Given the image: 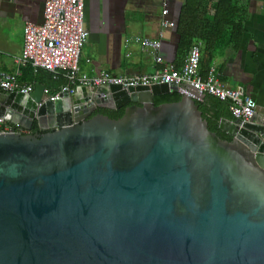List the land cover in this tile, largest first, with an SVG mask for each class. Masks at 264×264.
Listing matches in <instances>:
<instances>
[{
	"label": "water",
	"instance_id": "obj_1",
	"mask_svg": "<svg viewBox=\"0 0 264 264\" xmlns=\"http://www.w3.org/2000/svg\"><path fill=\"white\" fill-rule=\"evenodd\" d=\"M96 89L2 98L0 264H264V124L226 141L190 98L153 105L175 85Z\"/></svg>",
	"mask_w": 264,
	"mask_h": 264
},
{
	"label": "crops",
	"instance_id": "obj_2",
	"mask_svg": "<svg viewBox=\"0 0 264 264\" xmlns=\"http://www.w3.org/2000/svg\"><path fill=\"white\" fill-rule=\"evenodd\" d=\"M216 1L200 0L185 6L187 0H83L88 36L78 61L80 73L87 76L101 71L114 76L152 74L159 66L143 46L144 40L158 42L163 62L179 69L189 49L179 47L177 27L182 18L185 26L188 24L196 30L190 44L200 48L201 77L205 78L212 69L222 85L242 87L256 103L252 119L264 124V0H231L233 20L242 27L237 42L205 46L197 37V29L211 24ZM43 4L44 0H0V71L14 74L19 85H32L33 90L36 85H42L45 99L61 92L66 85L64 77L53 79L49 72H34L29 65L15 62L22 52L23 28L26 23H42ZM163 10L167 11L164 17ZM185 10L187 14L181 16ZM163 18L174 26L161 29ZM80 93L82 89L73 95ZM7 94L0 88V102ZM209 101L205 97L202 105L208 108Z\"/></svg>",
	"mask_w": 264,
	"mask_h": 264
},
{
	"label": "built area",
	"instance_id": "obj_3",
	"mask_svg": "<svg viewBox=\"0 0 264 264\" xmlns=\"http://www.w3.org/2000/svg\"><path fill=\"white\" fill-rule=\"evenodd\" d=\"M167 11H162V16ZM174 23L166 19L160 22L161 29L171 28ZM88 32L84 27L83 0H44L42 23H26L23 28V46L20 57L15 62L29 65L34 72L43 70L51 73L53 79L62 75L66 85L61 92L69 95L78 89L93 91L99 87L117 86L122 90L150 87L155 84L175 85L177 94L195 102H202L206 96L228 102V110L233 119L247 122L256 111L255 101L238 86L229 88L219 83L210 69L205 78L199 74L200 48L191 45L182 66L177 69L163 62L156 41L142 42L159 69L150 75L114 76L106 71L87 76L80 73L78 61ZM63 72V74H61ZM0 88L6 93L27 95L33 91L32 85H19L16 76L0 71ZM46 90L43 91V95ZM46 96L45 100L55 101L59 94ZM13 131L9 123L0 116V132Z\"/></svg>",
	"mask_w": 264,
	"mask_h": 264
},
{
	"label": "trees",
	"instance_id": "obj_4",
	"mask_svg": "<svg viewBox=\"0 0 264 264\" xmlns=\"http://www.w3.org/2000/svg\"><path fill=\"white\" fill-rule=\"evenodd\" d=\"M200 0H187L185 6H190L192 4H197ZM234 4L231 0H217L214 6V15L211 20V24L209 26H203L198 30V38L203 42V44L210 45L215 42H219L220 44H235L237 42L238 37L240 36V32L242 31V27L240 26V22L233 20L234 12ZM187 10V9H186ZM183 11L181 16H185L187 12ZM230 17V19H229ZM179 47H190L191 37L195 35L196 30L193 27L185 24L179 19ZM210 98L209 107L205 108L202 105V102H195L198 105L199 110L202 113V118L207 122V127L209 131L216 134V136L222 140L230 141V137L225 135L218 129V124L221 119L233 120L229 110H228V102L221 101L212 96H206ZM180 100V96L178 94H166L159 95L153 98V105L158 106L164 103H173ZM129 105H132L130 103ZM125 108H121L118 110H107V109H99L94 112L91 117L97 113H101L107 116L110 119H119L123 113ZM16 127L12 125V130L15 131ZM18 132V131H15ZM39 132L37 130L36 124L33 125L31 133Z\"/></svg>",
	"mask_w": 264,
	"mask_h": 264
}]
</instances>
